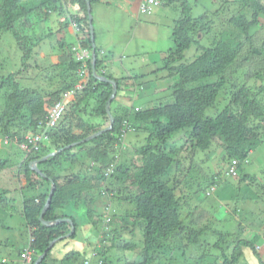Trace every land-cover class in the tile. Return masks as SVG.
<instances>
[{"label":"trees","instance_id":"trees-1","mask_svg":"<svg viewBox=\"0 0 264 264\" xmlns=\"http://www.w3.org/2000/svg\"><path fill=\"white\" fill-rule=\"evenodd\" d=\"M87 1L92 7L100 0H0V34L9 32L12 35L21 63L20 68L11 66L12 70L6 68L7 73L0 72L1 144L7 139L6 150L0 149V173H10L16 166L27 178V189L36 190L31 197L24 192L22 211L25 224L31 227L37 255L42 254L53 239L70 230L67 222L46 225L40 219L52 180L54 193L43 220L50 222L68 217L75 230L78 218L59 214L65 204L72 202L79 208L84 203L89 219L96 229L102 230L104 226L99 224L102 214L95 209V203L102 196L100 193L104 189L112 192V199L120 200L115 201L116 205L112 204L110 229L100 232L99 245L92 241L97 250V264L109 263L106 255L110 249L133 250L136 247L143 256V261L138 264H189L195 250L204 246L209 228L203 223L207 213L200 214L197 210L198 193L202 189L194 179L193 162L206 163H203L205 158L196 161L195 152L211 149L214 140L217 148L221 147L222 157L228 165L232 159L238 160L240 180L245 177L252 180L250 174L243 172L242 162H248L252 151L264 142L261 134L264 130V0H210L216 5L211 8L209 2L203 0L199 3L202 11L197 16L192 15L187 0H163L164 5L177 3L180 9L172 24L171 47L162 59V67L153 71L163 73L158 81L166 77L173 79L167 85L171 100L158 101L146 108L133 105L135 100L132 101L131 94L124 100H115L126 77L116 79L117 91L110 103L113 127L89 141L80 142L102 130L108 121L106 103L112 85L91 74L83 88L77 90L75 97L67 103L62 118L48 132V143L26 155L20 165L14 162L12 167L8 156L15 152H7L9 148L19 147L24 135L43 120L47 113L45 104H52L63 91L76 84L81 68V60L72 51L74 45L57 40L63 47L59 61L44 66L45 72H38L49 84H45L44 89L21 85L19 79L24 76L26 67L39 69L31 55L35 53L34 47L45 38L44 35H32L31 31L51 11L59 16L67 14V17L75 18L78 33H82L81 47H91ZM97 53L96 47L98 69L101 61ZM3 64L6 66L5 62ZM31 76L34 78V74ZM54 77L58 78L56 83ZM139 84L144 85L145 81L141 79ZM220 104H223L222 108L217 109ZM210 107L214 112L205 114ZM93 115L101 120L92 121ZM20 118H23L21 124L17 122ZM125 118L132 129L145 132L146 136L140 144H130L134 148L126 147L121 151L120 160L115 163L117 143L126 133L122 132ZM179 130H182L180 134L184 140L175 136ZM69 144L74 145L37 164L46 177L30 166L32 160ZM137 156L141 158L139 164L134 162ZM185 158L188 159L183 162ZM109 163L115 170L107 177L103 173ZM211 170V167L201 166V176L198 174L199 182L208 187L207 190L215 183L216 174L212 173L210 180L205 179ZM4 191L0 187L2 201ZM215 191L214 188L211 192ZM121 203L132 207L122 211ZM242 218L234 220L237 229L231 233L235 236L232 245L222 246L226 234L218 230L220 239L211 246L225 255L228 253L223 256V264L236 263L244 256L245 247L264 264L258 250L262 226L251 220L245 223ZM215 219L221 220V217ZM124 231L132 234L131 238L124 237ZM75 232L68 238H74ZM247 232L251 235L245 236ZM136 234L138 238H135ZM65 239L55 242L39 264H83L86 257L79 250L51 257L56 244ZM1 263L4 262L1 260ZM204 264L220 263L207 261Z\"/></svg>","mask_w":264,"mask_h":264},{"label":"rangeland","instance_id":"rangeland-1","mask_svg":"<svg viewBox=\"0 0 264 264\" xmlns=\"http://www.w3.org/2000/svg\"><path fill=\"white\" fill-rule=\"evenodd\" d=\"M188 3L190 4V6L192 7V15L193 16H197L201 13L202 9L200 7V2L203 0H199L198 2H194L195 0H187ZM206 1V0H205ZM204 1V2H205ZM208 2L210 0H207ZM176 5H171L170 6V11L173 17L170 18L171 22L176 19V17L178 16V14L180 13V9L177 3H174ZM193 4H195L193 6ZM209 4L210 8L213 6H216L213 2H209L207 3ZM208 6V5H207ZM142 18V17H141ZM143 19V18H142ZM133 24L135 23L134 19L132 20ZM49 22L48 21H44V20H40L38 22V26L39 29H37V25H35V27L33 28L34 31H31L32 35H35L37 37L44 35L45 33H48L50 30H48V26H49ZM52 25H50L51 27ZM158 35L163 34V29L161 27H157V31L155 32ZM29 36H31L30 33H27ZM153 35V33H152ZM44 40H42L41 42H39L38 46L34 47V52L31 55V60L35 61V63L37 64L39 69L33 68L32 66H28L25 68L23 74L24 76H22L19 80L21 85H35L36 87H41V89H44L46 87V85L49 84V81H47L46 79H44L45 77H43L44 75L42 73H38L39 71L41 72H45L44 66L46 65H51V61H50V55L54 52V53H62V46H60L55 34L52 33L48 36H46V38H43ZM2 41V42H1ZM139 41V40H138ZM16 41L14 40V38L12 37V35L9 32H4L2 34H0V72L3 73H7V69L9 71L12 70L11 66H14L16 68H20L21 63H20V56L18 55V48L16 47ZM68 45V43H67ZM41 49H39V48ZM66 47V46H64ZM191 50V49H190ZM45 52L46 54V58L44 57H39V52ZM38 53V55H37ZM108 53H106L107 55ZM188 55V53H186ZM143 56H147L148 57V61L146 62H141L140 59ZM125 58L130 59V63H128V65L133 68L134 73L135 74H141L143 71H148V73L143 74L142 79L145 81V85L146 87H148V91L152 94V97L148 96H139L138 98H134V88H127L126 90L129 91V94H131L132 97V101L135 100L133 102V105H140L142 108H146L149 105H155L158 101H168L171 100L170 96H168L169 94V90L167 89V85H170L171 82L173 81L172 78L170 77H166L163 78L164 81L160 80L158 81V77L162 76L163 73H161V70H158L157 72H153L152 70L157 68L155 66L152 65L153 62H151L150 60V56L145 54H137V53H127L125 54ZM125 61V60H124ZM3 62L6 63V66L3 64ZM40 65H42V67H39ZM125 65V63H124ZM159 67V66H158ZM7 68V69H6ZM44 69V70H43ZM38 73V75H36ZM31 74H34V78L31 76ZM167 74V73H165ZM4 75V74H3ZM70 77V76H69ZM72 77V76H71ZM140 75H138V77H134L133 79L136 82H140ZM58 80V78L54 77V83H56ZM128 82L132 83V80H128ZM48 83V84H47ZM155 83V85L153 84ZM46 84V85H45ZM130 86H133L135 88H137V85L135 84H131ZM155 89H158L157 91H155ZM162 89V90H160ZM122 92V93H121ZM125 93V89L123 86V91H119L118 90V95L116 97L115 100H118L119 98V94H121L120 96H122L124 99L126 98L124 95ZM91 102V100H90ZM223 106V104L217 105V109H221ZM113 110V107L111 108ZM214 112V108L210 107L207 108L205 111V114L210 115ZM131 119H133V115L130 116ZM92 121H100L101 119L97 116V115H93L91 116ZM23 118H20L17 122L19 124L22 123ZM182 130H179L176 132L175 136L178 135L179 137H181L184 140V137L182 136L183 134H180ZM146 133H142L139 131H135V128L133 129H129L128 131H126L124 138H123V142L122 144L125 145V147H129V150L134 146V145H130V144H140L141 142H143V140L145 139ZM175 136H172L171 138H174ZM170 138L167 139V141ZM175 139V138H174ZM182 141V140H181ZM4 142V141H3ZM5 143V142H4ZM3 143V144H4ZM44 145L48 143L47 139H44L43 142ZM177 143V141H176ZM6 144V143H5ZM218 144H215V141L213 140L212 143V147L209 150L206 151H196L195 154L197 156V158H195L196 161H198V159H203V163H206L205 165L203 164H199L198 162H193V164L195 165L196 168V172H195V176L194 177L195 180H197V182L201 185V192L198 193V201H197V210L201 211L200 214L205 211L207 214V218L203 219V223H207V226H209L208 230H207V236L204 238V246L202 248H200L199 250H195V254H192L193 256H189V264H204L207 261L210 262H218V263H222L224 262V257L228 255V253H226V255L224 253H221V251L216 250L213 248L212 243L217 242L220 239V234L218 233V230H222L223 232H225L224 234H226V238L222 244L223 247L226 246H230L232 245V241L234 240V235H232L231 233L234 232L237 229V223L234 221L233 219V214L230 212L232 211V208H235V206L239 209L241 208L240 211V220H243L242 215L244 217L245 223H247L246 221H252L255 222L253 224H257V225H261L262 228H264V223L262 224V217H263V211H264V200H263V196L261 195V190L263 189L264 191V142L260 143L250 154L249 160L248 162H246V160H244L242 162V167H243V172H245L246 174H250L252 177V180L249 179L248 177L244 178V183H239V177H235L232 175H226L229 174V169L230 166L226 163V160L222 157V149L217 148ZM12 153L15 152V155H9V159L11 161L10 166H15L13 165V163L15 162H19L20 161V157L24 156L25 151L22 150L20 147H14L12 148ZM206 156V157H204ZM188 158H185L183 162H186ZM78 166V165H77ZM201 166L206 167H211L212 170L209 171L208 174H206L207 176L205 177V179H208L209 176H212V173L215 175L214 179H215V192H211L210 195H206V191H208V187H205V185L201 182H199L200 177L198 178V174L201 176L200 173V168ZM189 168V166H188ZM27 195H29L30 197L33 195L31 190H26L24 191ZM257 195L260 197L258 200ZM122 196V193L119 195V197ZM262 196V197H261ZM251 198L253 199L251 201V203H249L248 200H246V198ZM4 199H5V194H4ZM3 199V200H4ZM220 200V202L223 205H217L218 201ZM114 201V205H116V202H119L120 200L118 199H113ZM116 201V202H115ZM228 203V205H225L224 203L226 202ZM107 202V199H102L100 198L99 200H97V202L95 203L98 204L96 207L97 212H104V203ZM251 204V206L254 208L253 209V214L250 215L247 210H249L248 205ZM253 204V205H252ZM258 204V205H257ZM122 206V207H121ZM225 206V207H224ZM120 207L122 208V211H128L132 205L127 204V203H121ZM227 207H231V209H227ZM74 208L76 209V213L80 216L83 217L85 215V212L83 210L82 207H77L74 205ZM240 210V209H239ZM186 213V211L184 212ZM211 215V216H209ZM213 216V217H212ZM220 216L221 220H217L215 219V217ZM86 217V215H85ZM0 219H2V217H0ZM205 220V221H204ZM3 225H11L12 227L16 230L19 228L20 223L17 220H13L8 222L7 220L3 219L2 221ZM99 224L102 225V221L99 220ZM22 227L23 223L21 224ZM249 228V227H247ZM260 228V231H262L264 233V229ZM90 231L91 236H93L95 234V232H98L100 230H96V227L93 225V222H91L90 225H87L86 228H80L79 226H77V229L75 230V237L74 238H70V244L69 247L66 248H62L60 247L58 250V254L59 252H61L60 255L68 252V251H73V250H79L80 252H84L85 257L88 258L90 256V252H91V248L93 247V242L91 240H93V237H88V232H84V230ZM23 229L19 228V232H22ZM102 231H104V229L102 228ZM259 231V232H260ZM84 233H86L87 235L84 236ZM99 233V232H98ZM124 237H129L131 238L132 234H130L128 231H124ZM251 232H247L245 233V236H250ZM85 237V238H84ZM97 236H95L94 241L98 244V241L96 239ZM123 237V238H124ZM0 238L8 240L9 236H7L5 234L4 231L0 230ZM86 238H90V241L86 240ZM135 238H138V234H136ZM75 243V246H74ZM210 244V246H208V244ZM105 244V242H104ZM207 244V245H206ZM74 246V247H73ZM244 249V256L241 257L236 263L233 264H261V262L259 261V259H254L255 255L252 254V251L245 247ZM13 252H11V254H5V253H1L0 252V264H9V262L7 263H1V258L3 256H7V257H11L12 255H15L16 251L15 249H13ZM91 254H93V252H91ZM197 254H199V256H197ZM204 255L205 257H200L201 255ZM107 260L109 261L108 264H133V263H140L143 261V256L141 251L139 250V248H135L133 250H123V249H110L107 252ZM202 262H201V261ZM139 261V262H138ZM201 262V263H200ZM92 264H97V258H93L92 259Z\"/></svg>","mask_w":264,"mask_h":264},{"label":"crops","instance_id":"crops-1","mask_svg":"<svg viewBox=\"0 0 264 264\" xmlns=\"http://www.w3.org/2000/svg\"><path fill=\"white\" fill-rule=\"evenodd\" d=\"M138 2L139 0H100L94 3L91 7L92 23L94 28V43L98 48L100 58H102V66L105 68V74L110 75V77H107L114 80L126 77V79L123 80V83H121L122 87L119 91H123V86H127V88H134L130 85H136L139 84V82H136L133 78L135 76L138 77V75L148 73V71H143L141 74H135L133 68L128 65V63H130V59L125 58V54L128 52L137 54L146 53L150 56V60L153 62L152 65L157 67L155 68V70H157L162 67V59L167 50L171 47V31L173 21L171 22L170 18L173 16L169 8L170 5H163L156 8L154 13L151 15H141L137 10ZM133 19L135 21L134 24L132 22ZM44 21H48L50 23L48 26V30L50 31L44 34L45 38L46 36L54 33L58 41L61 40L71 46L78 44L82 33L75 32L73 27L68 23V19L63 20V17L59 16L54 11H51L46 18L44 17ZM50 25L52 26L50 27ZM157 27H161L163 29V34L158 35L155 33L157 31ZM37 29H39L38 24ZM106 53L108 54L106 55ZM60 54L61 53L53 52L50 55V61L57 63L59 61ZM40 56L46 58L45 52L40 51L39 57ZM148 60L147 56H143L140 59L141 62H146ZM152 71H154V69ZM128 80H132V83L128 82ZM153 84L155 85V83ZM143 87V90H136L133 95L135 98H138L139 96L152 97V94L148 91L149 88L146 87L145 84ZM127 88H125L124 95L129 94V91L126 90ZM157 90L158 89H155V91ZM120 95L121 94H119L118 100L120 98L124 100V98ZM0 149L6 150L5 144H1L0 142ZM11 149L12 148H9V151L7 152L11 153ZM25 157L26 156H19L20 161L18 162V165H20V162L23 161ZM35 178L36 177L34 176L33 179L35 180ZM26 184L27 178L16 166L11 169L10 173H0V187L6 190L4 191L5 199L3 201L2 199L0 200V217H2V219H0V230L4 231L5 234L9 236V239L6 241L5 239L0 238V252L11 254V252H13L12 247L16 250L14 251L16 252L15 255H12L10 258L7 256H3L1 258L4 263L9 262V264H21L19 253L27 246L29 241L31 227H28L25 224L26 222L22 211L24 191H28ZM30 190L32 193L33 191H36L32 189ZM256 199H258V196ZM246 200L251 203L253 199L247 197ZM73 204L74 203L72 202L65 204L63 208L59 210V214L64 215L66 213L76 216L78 218V226L80 228H86V226L90 224L87 217H85L86 213L83 217H80L76 213V209ZM248 207L249 210H247V212L249 214H253L254 208L251 204H249ZM82 208L84 212H86V206L84 203L82 204ZM237 212L240 214V210L238 208ZM3 219L8 222L17 220L20 223L19 228H22L23 231L19 232V228L15 230L12 227V224L9 226L3 225ZM262 219L264 220V211ZM22 223L24 227H22ZM84 232L89 233L88 237L91 236L90 231L85 229ZM261 234V243L258 245L260 246V255L264 258V233L261 232ZM86 235L87 234L84 233V236ZM90 238H86V240L90 241ZM94 239L95 235L93 236V240ZM70 242L69 238L59 241V243H57L55 248L52 250L53 252L51 257H61L63 254L59 256V254H61V252L58 254V250H60L59 248L69 247Z\"/></svg>","mask_w":264,"mask_h":264},{"label":"clouds","instance_id":"clouds-1","mask_svg":"<svg viewBox=\"0 0 264 264\" xmlns=\"http://www.w3.org/2000/svg\"><path fill=\"white\" fill-rule=\"evenodd\" d=\"M140 1V0H139ZM164 2H163V0H161V5H159V6H157L156 8H158V7H160V6H163L164 4H163ZM138 5H139V2H138ZM155 8V9H156ZM155 9L152 11V13L151 14H153L154 13V11H155ZM137 10H138V7H137ZM89 13H91V6H90V12ZM138 13L139 14H141V15H151V14H143V13H140L139 12V10H138ZM91 16H92V14H91ZM61 17H63V20L64 19H68V23L73 27V29L75 30V32H78V29H77V27H78V24H77V22H76V20H75V18L73 17V18H71V17H67V16H63V15H61ZM74 21V22H73ZM89 22H90V20H89ZM92 28H93V23H92ZM89 29H90V27H89ZM92 35H93V40L91 39V47H89V48H82L81 47V44H80V41H78V44L77 45H75L74 46V48L72 47V51L74 50L75 51V55L77 56V54H78V52H83V53H85V55L83 54V58L82 59H79V58H77V59H79V60H81V68L79 69V78H78V81L76 82V84L72 87V88H75L76 90H75V92H74V94H73V96L65 103V108H64V110H63V112H62V114L60 115V117L59 118H57L56 119V121H55V123L53 124V125H47V120L50 118V114H51V111H52V107H53V105L56 103V102H58V101H60V99H61V97H62V94L64 93V92H66V91H68V90H70V89H72V88H70V89H67V90H65V91H63L62 93H61V95H60V97H59V99L58 100H56V101H54L52 104H45V108H46V110H47V113H46V115H45V117L43 118V120H39L38 121V123H37V125H36V127L35 128H33V129H31V130H29L25 135H24V138H23V141L19 144V147L22 149V150H24L25 151V153H24V156H26V155H28V154H30L31 152H33V151H37V150H39V148L40 147H42V146H44V143H42L43 142V140L44 139H47V140H49V131L51 130V128L52 127H54L57 123H58V121L62 118V116H63V114H64V112H65V110H66V108H67V103L70 101V100H72L74 97H75V93H76V91L77 90H80V89H82L83 88V86H84V84L87 82V80L89 79V77H90V75L92 74L95 78H97V79H99L98 77L99 76H101V77H107V75L105 74L106 72H105V68L102 66V58H100V56H99V53H97L98 54V58L100 59V61H101V65H100V67H98V69L96 68V64H95V68H94V71L91 69V65H92V63L94 62L95 63V59H96V54H95V52H96V45H95V43H94V28H93V34H92V32L90 31V37H92ZM81 37V36H80ZM87 52V53H86ZM88 62L90 63V66L88 67ZM41 66V65H40ZM155 70V69H154ZM98 76V77H97ZM107 78H109V77H107ZM109 79H111V78H109ZM99 80H101V79H99ZM112 80H114V79H112ZM103 81V80H102ZM106 82V81H105ZM115 82H116V80H115ZM111 84V83H110ZM78 85H81V87L80 88H78ZM112 85V84H111ZM116 85H117V82H116ZM137 85V88H135L134 87V93L136 92V90L138 91V90H143L144 89V87H143V84H136ZM125 88H127V86H124V89ZM116 91H117V89H116ZM115 94H116V92H115ZM115 96V95H114ZM113 96V97H114ZM134 98H135V96H133ZM132 103V102H131ZM153 106V105H152ZM138 108V107H137ZM135 109V110H138V109ZM112 114V113H111ZM132 114H130V116H131ZM129 116V117H130ZM107 123H108V121L106 122V125H107ZM114 124V123H113ZM42 126V129L44 130V136L41 138V140H40V142H39V145H38V147L37 148H33V147H31L29 144H28V139H27V136L28 135H30V134H34V133H36L37 132V130L39 129V126ZM129 129H132V127H131V123H130V121L127 119V118H125L124 120H123V127H122V132H126V131H128ZM182 133V132H181ZM261 134H263L264 135V130H262V132H261ZM92 135V134H91ZM89 136V135H88ZM87 137V136H86ZM85 137V138H86ZM124 138V137H123ZM84 139V138H83ZM82 139V140H83ZM6 140L7 139H5V142H6ZM82 140H80V142H83ZM89 141V140H88ZM1 142V141H0ZM122 142H123V139L122 138H120V142L119 143H117V147H118V150H117V152L115 153V163H117L119 160H120V157H121V151H124L125 149H126V147H125V145H123L122 144ZM15 143V142H14ZM72 145H74V144H69V145H67L68 147H66V146H64L63 148H60L59 150H51L50 152H53V151H58V152H60L61 150H63V149H66V148H69V147H71ZM132 148H134V147H132ZM50 152H48V153H46V154H44L42 157H44V156H46L47 154H49ZM57 152V153H58ZM56 153V154H57ZM56 154H54V155H56ZM53 156V155H52ZM42 157H40V158H42ZM50 157V156H49ZM40 158H38V159H40ZM48 158V157H47ZM46 158V159H47ZM37 158L36 159H34V160H32L31 161V163H30V166L32 167V169H33V166H34V161L35 160H38ZM141 158H140V156H137V157H134V162H138V164H139V162H141V160H140ZM45 160V159H44ZM43 161V160H42ZM40 162V161H39ZM39 162H37L36 163V167H37V164L39 163ZM230 166V169H229V174H226V175H232V176H235V177H239V180H238V182L239 183H244L245 181H244V179L241 181L240 180V176H239V162H238V160H236V159H232V163L229 165ZM38 168V167H37ZM39 170V169H38ZM113 170H115V168H114V166L113 165H111V163H109L108 164V166L104 169V175L105 176H107V177H109L111 174H112V172H113ZM43 174V173H42ZM207 180H210L209 178L207 179ZM213 183H214V181H213ZM51 187H52V184H51ZM214 188H215V183L213 184V185H210V189L206 192V195H208V194H211V191H213L214 190ZM261 192V195L263 196V193H264V191H263V189L260 191ZM101 193H103V194H101ZM100 194L102 195L101 196V198L102 199H107V202L106 203H104V212L102 213L101 212V214H102V219H101V221H102V225L104 226V231H108L109 229H110V225L108 224V221H109V218H110V214L112 213V204H113V197H114V195H111L112 194V192H107L106 190H102V192H101ZM258 196V195H257ZM261 196V197H262ZM48 197V196H47ZM260 197L258 196V199H259ZM263 198V197H262ZM257 199V200H258ZM37 200V199H36ZM226 202V201H225ZM51 203V202H50ZM226 205H228V203L226 202L225 203ZM50 205V204H49ZM97 205L98 204H96L95 205V209H96V207H97ZM220 205H223L221 202H220ZM44 206V205H43ZM225 207V206H224ZM238 207V206H237ZM237 207L235 206V208H232V211H230L232 214H233V219L235 220V219H240L239 217H240V214L237 212ZM48 208V207H47ZM229 209H231V207H228V210ZM240 209V211H241V208H239ZM86 213V212H85ZM235 213H236V215H235ZM242 215V217H243V214H241ZM250 215H252V214H250ZM86 217H87V219H88V221H89V223L91 224V222H92V220H90L89 219V217H88V215H87V213H86ZM62 218H68V217H62ZM62 218H59V219H62ZM71 219V218H70ZM58 220V219H57ZM57 220H55V221H50V222H48V221H46V225H54V224H57V223H62V222H65V221H62V222H57ZM72 220V219H71ZM43 221H45V220H43ZM73 222V221H72ZM74 224V223H73ZM89 224V225H90ZM68 225H69V228H70V230L72 229V227L70 226V224L68 223ZM74 229H75V225H74ZM69 230V231H70ZM97 230V229H96ZM102 230H100V231H98V232H95V236H97L96 237V239H97V241H98V244L94 241V243H95V245L97 246V245H99V237H100V232H101ZM75 232V231H74ZM69 233V232H68ZM67 233V234H68ZM67 234H65V235H63V236H60V237H58V238H56V239H53V240H55L54 241V243L55 242H57L58 240H60V239H62V238H68V237H70V236H67ZM93 235V236H94ZM93 236H91V237H93ZM52 240V241H53ZM51 241V242H52ZM92 241V240H91ZM54 243H53V245H54ZM52 245V246H53ZM51 246V247H52ZM96 246H93V248L91 249V252H93V254H91V252H90V256L88 257V258H86L84 261H83V264L86 262V261H88V264H92V259L93 258H97V250H96ZM50 247V248H51ZM49 250V249H48ZM258 250H259V247H258ZM27 251H29V254H28V257H29V264H34V262H35V260L38 258V256H40L41 254H39V255H37V252H36V250L34 249V247H33V237L31 236V233H30V237H29V241H28V244H27V246L19 253V257H20V262H21V264H23V254L24 253H26ZM45 251V250H44ZM43 251V252H44ZM245 252V251H244ZM47 253V252H46ZM259 254H260V252H259ZM37 255V257H35L36 259H34V256H36ZM46 255V254H45ZM44 255V256H45ZM261 256V255H260ZM44 258V257H43ZM42 258V259H43ZM255 259H257L256 257H254ZM41 259V260H42ZM264 259V258H263ZM98 260V259H97ZM99 262H101L100 260H99ZM39 264V263H38Z\"/></svg>","mask_w":264,"mask_h":264},{"label":"water","instance_id":"water-1","mask_svg":"<svg viewBox=\"0 0 264 264\" xmlns=\"http://www.w3.org/2000/svg\"><path fill=\"white\" fill-rule=\"evenodd\" d=\"M87 8H88V11L90 12V2H89V1H87ZM89 20H90V22H89L90 31H91L92 34H93V28H92V16H91V13H89ZM91 39L93 40V35H92ZM94 68H95V63L93 62L92 65H91V69L94 71ZM97 77H98V76H97ZM98 78L101 79V80H103V81H106V82H109V83L112 84V93H111V95L109 96V98H108V100H107V103H106V112H107V115H108V123H107V125H106L102 130H99V131L93 133L92 135L87 136V137L84 138L82 141H88V140L92 139L93 137L97 136L98 134H100V133H102V132H104V131H107V130H109V129H111V128L113 127L114 117H113V115H112L111 112H110V103H111V99H112L113 96L115 95V92H116V89H117V85H116L115 80L109 79V78H107V77H105V76H104V77L99 76ZM66 147H68V146H66ZM57 152H58V151L50 152V153L47 154L46 156H44V157H42V158H40V159H38V160H35V161H34L33 169L36 170L37 172H39V173L41 174V176L46 177L44 174H42V173L38 170V168H37L35 165H36L37 162L42 161V160L46 159L47 157L56 154ZM50 182H51V184H52V187H51V189H50V191H49V194H48V197H47V199H46V202H45V204H44V206H43V208H42V210H41V213H40V219L42 220V222H43L44 224H47V223H46V221H43V215H44V213H45L47 207L49 206V204H50V202H51V199H52V196H53V193H54V183H53L52 180H50ZM62 221H65V222L69 223L70 226L72 227V229H71V230L69 231V233L67 234V236H71V235L74 233V231H75V229H74V224H73L72 220H71L70 218H62V219H58V220H57V222H62ZM54 241H55V240H53L52 242H50V244L47 246V248L45 249V251H44L40 256H38V258L35 260L34 264H38V263L41 261V259L44 257V255L46 254V252L48 251V249H50V247L53 245Z\"/></svg>","mask_w":264,"mask_h":264},{"label":"built area","instance_id":"built-area-1","mask_svg":"<svg viewBox=\"0 0 264 264\" xmlns=\"http://www.w3.org/2000/svg\"><path fill=\"white\" fill-rule=\"evenodd\" d=\"M159 5H161V0H140L139 5H138V10L140 13H143V14H151L152 11ZM83 54L85 55V53L81 51L78 52L77 58L82 59ZM80 87L81 85H78V88ZM75 90H76L75 88H72L64 92L62 94L60 101L56 102L53 105L50 118L47 120V125H53L56 119L60 117V115L62 114L65 108L64 107L65 103L73 96ZM43 136H44V130L42 129V126L40 125L36 133L30 134L27 136L28 144L33 148H37ZM28 254H29V251L23 254V257H24L23 264H29ZM84 264H88V261H86Z\"/></svg>","mask_w":264,"mask_h":264}]
</instances>
